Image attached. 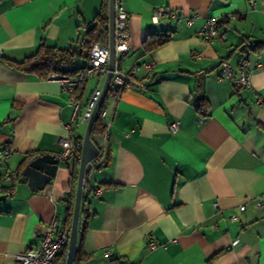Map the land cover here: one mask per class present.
Instances as JSON below:
<instances>
[{
	"label": "crops",
	"instance_id": "crops-1",
	"mask_svg": "<svg viewBox=\"0 0 264 264\" xmlns=\"http://www.w3.org/2000/svg\"><path fill=\"white\" fill-rule=\"evenodd\" d=\"M104 1L0 0V147L12 150L1 170L19 174L15 192L0 201V264H17L15 255L38 245L55 215L59 226L70 228L66 200L74 203L80 158L58 160L49 181L40 173L33 181L21 175L38 156L57 158L63 136L80 140L82 148L87 121L77 117L106 76L96 75L91 89L85 81L71 121L73 108L59 81L12 61L45 43L73 45L68 68L84 66L79 42ZM124 6L131 46L118 65L137 68L116 100L107 94L104 132H91L99 154L86 166L78 259L264 264V0H124ZM158 7L168 12L153 22ZM209 17L219 24L206 39L201 28ZM166 35L149 49L150 41ZM256 42L262 46L249 55L247 86L217 78L223 60L237 76L243 49ZM202 98L207 102L200 105ZM176 120L180 125L172 132ZM97 187L103 188L96 192ZM150 240L155 249L148 247Z\"/></svg>",
	"mask_w": 264,
	"mask_h": 264
},
{
	"label": "built area",
	"instance_id": "built-area-1",
	"mask_svg": "<svg viewBox=\"0 0 264 264\" xmlns=\"http://www.w3.org/2000/svg\"><path fill=\"white\" fill-rule=\"evenodd\" d=\"M168 12L165 7H158L154 9V13L151 17L153 22H158L161 15ZM175 16V13H172ZM128 12L124 6V0H115L114 6V50H115V63L111 71V81L108 89V95H111L113 100H116L119 96L120 90L126 86H130L134 79L137 64H135L129 71L122 70L118 65V59L122 54L127 52L131 46V33L127 28ZM191 24V20L187 22ZM219 20L215 17H209L204 22L201 33L206 39H211L212 35L217 31ZM170 36H167V39ZM79 45L83 47L87 53V61L84 67L79 69L72 75H59L50 73L49 78L56 79L61 84V89L68 94V101L73 108V116L71 121L76 118V113L80 107L79 96L82 93L83 85L85 81L94 76L106 74L108 71L109 60V48L107 43L93 42L87 43V36L81 37ZM250 49H246L244 57L239 62L238 75L235 76L230 64L223 60L220 63V67L217 70V78L231 79L237 87L247 86L249 73L252 70L250 66L249 55ZM142 65L146 69H151L153 63L143 62ZM140 88H144V84H139ZM101 94V88L95 87L88 99L86 100L82 113L77 117L80 122L88 121L92 115V111L96 105V102ZM98 116L101 119L107 118L109 110L101 106L98 110ZM179 121H173L169 128L172 132L179 128ZM64 127L69 131L71 129L70 123H65ZM107 138V133H104ZM60 150L56 153V157L59 160H68L70 158H80L81 141L71 138L69 135L63 136L60 139ZM106 143L103 144L101 150V156L97 164L103 161L106 152ZM12 150L8 147H0V195H12L15 192V185L19 180V174L17 171L8 170L2 172L3 160L11 157ZM97 164L93 165L95 167ZM103 187H97L96 192H100ZM70 228L59 226V220L57 215L53 217L46 229L39 234V244L30 246L22 253L15 255V261L17 264H65V257L63 253L66 251ZM150 249H155L158 244L150 240L147 242ZM108 253V251H106ZM73 264H90L85 259H76ZM122 264H131L124 262Z\"/></svg>",
	"mask_w": 264,
	"mask_h": 264
},
{
	"label": "water",
	"instance_id": "water-1",
	"mask_svg": "<svg viewBox=\"0 0 264 264\" xmlns=\"http://www.w3.org/2000/svg\"><path fill=\"white\" fill-rule=\"evenodd\" d=\"M114 6L115 0H108V48H109V60H108V71L105 76L104 84L101 88V94L96 102V105L92 111L91 117L87 121L85 134L82 140V148L79 159V168L77 176V185L75 191V198L73 203L72 219L70 225L69 239L66 247L65 264H73L77 259L78 247H79V213L82 201V193L84 186V179L86 173V166L99 154V149L91 138V132L94 120L97 116L98 110L102 106L110 86L112 69L115 63V50H114ZM58 158L54 155L44 154L38 156L29 161L22 171L21 178L29 179L33 181L38 177V174H42L45 181L51 180L55 175V170L58 164ZM48 161L49 165L43 166V163ZM5 196L0 195V201L4 200Z\"/></svg>",
	"mask_w": 264,
	"mask_h": 264
},
{
	"label": "trees",
	"instance_id": "trees-1",
	"mask_svg": "<svg viewBox=\"0 0 264 264\" xmlns=\"http://www.w3.org/2000/svg\"><path fill=\"white\" fill-rule=\"evenodd\" d=\"M108 0H105L102 4L101 11H99L95 16V24L88 30V36H87V43L91 44L93 42H102L107 43L108 38ZM167 36H162L158 39H153L150 41L149 49L155 48L157 45L162 43L167 39ZM262 43L256 42L251 48H244V53L246 49H250L251 51H256ZM74 46L72 45L71 48ZM71 48H59L57 46H51L47 45L45 43L39 44L35 52L23 58L19 61H12L16 66L24 70L26 72H34L37 73L40 77L47 78L49 77L50 73H55L59 75H72L76 73L80 68H68L67 63L70 62L71 58H73V49ZM86 53V51H85ZM87 58V53H86ZM81 96V95H80ZM79 96V97H80ZM200 105L202 102H207L205 98H202L199 100ZM105 130V124L103 120L98 116H96L93 127H92V133H100L104 132ZM103 164V163H102ZM67 216L68 220L72 217V211H73V203L71 199H67ZM80 258L79 250L77 253V259Z\"/></svg>",
	"mask_w": 264,
	"mask_h": 264
},
{
	"label": "rangeland",
	"instance_id": "rangeland-1",
	"mask_svg": "<svg viewBox=\"0 0 264 264\" xmlns=\"http://www.w3.org/2000/svg\"><path fill=\"white\" fill-rule=\"evenodd\" d=\"M95 78H96V75L94 77L89 78L88 84H87L88 89H91L94 86V84H95L94 81H96Z\"/></svg>",
	"mask_w": 264,
	"mask_h": 264
}]
</instances>
